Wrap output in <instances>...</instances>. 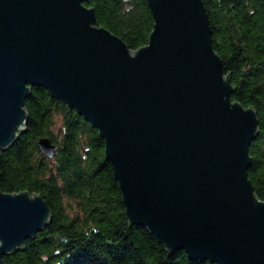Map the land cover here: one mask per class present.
Wrapping results in <instances>:
<instances>
[{
  "label": "water",
  "instance_id": "1",
  "mask_svg": "<svg viewBox=\"0 0 264 264\" xmlns=\"http://www.w3.org/2000/svg\"><path fill=\"white\" fill-rule=\"evenodd\" d=\"M86 1L0 0V151L41 87L98 131L130 226L191 261L264 264V201L248 179L256 110L231 99L202 0H146L152 30L135 51ZM51 220L39 194L0 191V264Z\"/></svg>",
  "mask_w": 264,
  "mask_h": 264
},
{
  "label": "trees",
  "instance_id": "2",
  "mask_svg": "<svg viewBox=\"0 0 264 264\" xmlns=\"http://www.w3.org/2000/svg\"><path fill=\"white\" fill-rule=\"evenodd\" d=\"M202 2L213 50L234 87L231 99L256 110L258 134L249 145L248 179L264 201V0ZM84 5L94 9L97 26L131 51L147 44L153 20L146 0H87ZM25 110V131L0 151V191L39 194L52 220L26 241L25 250L4 256L3 264H215L191 261L182 250L169 254L145 228L129 225L104 142L75 110L41 87L32 88ZM41 138L56 147L52 158L39 150Z\"/></svg>",
  "mask_w": 264,
  "mask_h": 264
},
{
  "label": "rangeland",
  "instance_id": "3",
  "mask_svg": "<svg viewBox=\"0 0 264 264\" xmlns=\"http://www.w3.org/2000/svg\"><path fill=\"white\" fill-rule=\"evenodd\" d=\"M59 121H60V120H59ZM59 121H58V123H60Z\"/></svg>",
  "mask_w": 264,
  "mask_h": 264
}]
</instances>
